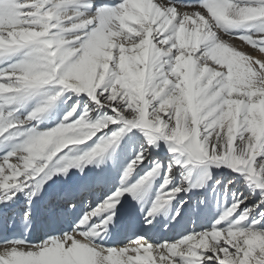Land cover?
Wrapping results in <instances>:
<instances>
[{"label":"snow or ice","instance_id":"snow-or-ice-1","mask_svg":"<svg viewBox=\"0 0 264 264\" xmlns=\"http://www.w3.org/2000/svg\"><path fill=\"white\" fill-rule=\"evenodd\" d=\"M0 264H264V0H0Z\"/></svg>","mask_w":264,"mask_h":264}]
</instances>
